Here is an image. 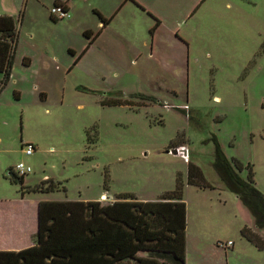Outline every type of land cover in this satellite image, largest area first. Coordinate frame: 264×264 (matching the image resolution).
Here are the masks:
<instances>
[{
    "label": "rangeland",
    "instance_id": "rangeland-1",
    "mask_svg": "<svg viewBox=\"0 0 264 264\" xmlns=\"http://www.w3.org/2000/svg\"><path fill=\"white\" fill-rule=\"evenodd\" d=\"M16 1L17 12L0 8L18 28L6 84L0 74V224L24 223L15 244L48 237V213L49 242H70L71 211L82 228L89 206L98 225L102 206L130 214L108 204L117 196L158 201L179 180L186 264H264L241 236L251 217L213 167L218 143L230 163L252 166L264 193V0ZM60 1L70 17L54 22ZM180 146L187 158L167 153ZM19 163L32 169L22 184L9 173ZM188 163L213 189L187 184ZM46 181L59 190L33 192Z\"/></svg>",
    "mask_w": 264,
    "mask_h": 264
},
{
    "label": "trees",
    "instance_id": "trees-1",
    "mask_svg": "<svg viewBox=\"0 0 264 264\" xmlns=\"http://www.w3.org/2000/svg\"><path fill=\"white\" fill-rule=\"evenodd\" d=\"M59 5L61 4H56V6ZM52 20L54 22L57 21L54 17ZM105 25L104 23L103 27ZM17 37L18 28L16 20L11 16H0V74L3 75L4 84L11 77ZM112 105L120 106L123 103L113 102ZM213 167L226 188L236 195L253 221L254 228L251 229L244 226L241 230V236L264 253V236L262 235V232H264V193L256 188L255 174L252 166L250 164L244 166L237 160H233V163H230L220 145L216 143ZM244 170L248 171L246 179L242 178L239 174ZM9 173L21 184L24 182V177H18L12 169ZM187 177L188 185L200 189L212 188L206 182L201 169L191 163H188ZM46 183L49 185L47 189L39 187L33 190V192L48 194L59 190L53 181H46ZM183 188V183L178 180L175 190L165 193L159 199L162 201H180L183 197ZM116 199L136 200L130 194H121ZM143 207L144 205L142 204L129 205L127 210L130 214L127 216L112 212H109V214L105 213L109 209L108 207H103L102 211L104 212L100 215L103 217L102 223L92 225L91 220L94 218V213L87 206L85 207V215L87 223L88 221L90 222L89 225H84L82 228L72 222L71 219L77 218V215L71 211L69 216L68 214L65 215V222L71 223L67 227L69 232L72 231V226H74L76 232L72 233V241L59 243L49 242L56 223L55 216L48 213L54 218L53 224L49 226L51 228L49 236L44 237L40 234L38 242H35L31 247L19 251H0V264H134L132 246L134 241L138 240L139 232L141 230L144 231V227H147L151 231H160L167 225V221L161 213L144 212L145 214H143ZM41 216L42 211L40 212ZM117 217L120 218L118 219ZM142 220L144 224L143 228L140 229ZM65 222L64 225H66ZM42 228L43 226L41 225ZM41 238L42 240L47 238L48 242L41 241ZM149 256L150 258L159 260L162 264H185L179 257L165 251L152 252Z\"/></svg>",
    "mask_w": 264,
    "mask_h": 264
},
{
    "label": "crops",
    "instance_id": "crops-1",
    "mask_svg": "<svg viewBox=\"0 0 264 264\" xmlns=\"http://www.w3.org/2000/svg\"><path fill=\"white\" fill-rule=\"evenodd\" d=\"M56 4H61L65 6L66 10L69 12V7L66 3L58 2ZM18 4L16 0H0V8H8L17 12ZM56 6V5H55ZM16 18L13 15H9ZM17 22V20H16ZM176 149H185V147H177ZM186 150V149H185ZM187 151V150H186ZM101 199H109L104 193L100 196ZM110 206H121L129 207V205L142 204L143 214L149 212H159L161 213L167 221V225L164 229L160 231H151L147 227H144V233L138 235V240L134 241L132 246V258L134 264H162L159 260L150 258L149 254L152 252H171L177 257H179L186 264L188 262V248L189 243V204L185 201L184 197L180 201H140L136 200H117L113 199L112 202L108 203ZM104 207V206H102ZM108 206H105L107 208ZM132 207V206H131ZM240 207L242 213H244ZM145 212V213H144ZM250 216V215H249ZM118 219L120 217H117ZM23 222L19 220L17 224L13 225L6 223L5 221L0 224V238L2 239L0 248L12 249V251H19L34 245L32 241L33 236L30 235V244L27 247L19 244H15V241H21V236L24 234ZM10 226V227H9ZM178 240V242H177ZM178 243L177 252L175 248ZM229 242V241H228ZM14 243V244H12ZM173 244L174 246H170ZM1 251V250H0ZM9 251V250H6ZM226 251V250H225Z\"/></svg>",
    "mask_w": 264,
    "mask_h": 264
},
{
    "label": "built area",
    "instance_id": "built-area-1",
    "mask_svg": "<svg viewBox=\"0 0 264 264\" xmlns=\"http://www.w3.org/2000/svg\"><path fill=\"white\" fill-rule=\"evenodd\" d=\"M51 15L52 17L56 18V19H64V18H69L70 15H69V12L61 5L59 6H55L52 11H51ZM179 152L182 150V149H177ZM34 149L32 146H28L25 150V154L26 155H31L33 153ZM180 154V153H179ZM182 155V154H181ZM183 156V155H182ZM187 158V151H186V155L184 156ZM32 172V169L31 167L29 166H26L25 164L23 163H19L15 169V174L18 176V177H25L26 175H28L29 173ZM219 246L224 249V250H230L233 248L234 244L233 242L229 241V242H226V243H219Z\"/></svg>",
    "mask_w": 264,
    "mask_h": 264
},
{
    "label": "water",
    "instance_id": "water-1",
    "mask_svg": "<svg viewBox=\"0 0 264 264\" xmlns=\"http://www.w3.org/2000/svg\"><path fill=\"white\" fill-rule=\"evenodd\" d=\"M167 153H173V154H182L183 156H185L186 155V150L185 149H182L180 152L177 150V149H174V150H172V151H167Z\"/></svg>",
    "mask_w": 264,
    "mask_h": 264
}]
</instances>
